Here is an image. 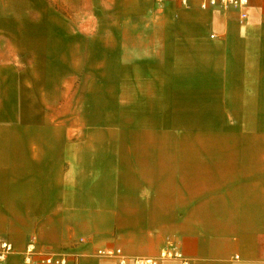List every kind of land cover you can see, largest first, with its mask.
<instances>
[{
  "label": "crops",
  "instance_id": "obj_1",
  "mask_svg": "<svg viewBox=\"0 0 264 264\" xmlns=\"http://www.w3.org/2000/svg\"><path fill=\"white\" fill-rule=\"evenodd\" d=\"M31 238L264 264V0H0V264Z\"/></svg>",
  "mask_w": 264,
  "mask_h": 264
},
{
  "label": "built area",
  "instance_id": "obj_2",
  "mask_svg": "<svg viewBox=\"0 0 264 264\" xmlns=\"http://www.w3.org/2000/svg\"><path fill=\"white\" fill-rule=\"evenodd\" d=\"M162 3L166 0H156ZM187 0H182L183 4H186ZM249 5V0H200L201 8H220L228 9L235 8L240 12V19H245L247 17V7ZM12 245L9 242L2 241L0 243V262L4 261L8 254L12 251ZM96 254L98 256L116 258L117 264H157L159 258H180L182 259V264H189L182 253L179 251L178 247L174 244L163 248L160 251L159 258H148V257H135L128 258L123 254L120 248L108 249L101 248L98 249ZM75 254H69L66 252L51 254V253H41L36 248L35 239L31 238L26 244V248L23 253V259L25 264H67L69 259H72L73 264H78L75 260Z\"/></svg>",
  "mask_w": 264,
  "mask_h": 264
}]
</instances>
